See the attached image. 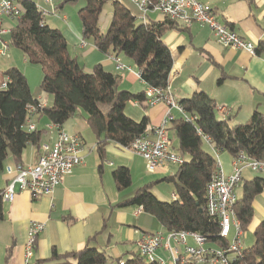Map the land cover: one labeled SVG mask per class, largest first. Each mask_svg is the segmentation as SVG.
<instances>
[{"label": "trees", "instance_id": "1", "mask_svg": "<svg viewBox=\"0 0 264 264\" xmlns=\"http://www.w3.org/2000/svg\"><path fill=\"white\" fill-rule=\"evenodd\" d=\"M14 1L20 7V15L8 30V45L19 50L27 63L40 67V91L49 101L44 107L40 106L44 100L32 96L19 69L11 67L0 72V174L7 159L20 164L28 146L40 147L46 130L26 129L27 120L34 124L32 119L37 116V119L45 118L61 128L68 120L81 115L95 136L100 160H104L105 147L109 143L129 149L132 142L145 133L148 118L144 116L136 121L124 110L130 102L146 106L145 91L133 93L120 89L121 74L107 72L100 64L86 72L70 55L63 33L46 23L45 16L33 0ZM79 1L84 2L77 13L83 40L91 41L103 55L123 54L132 59L146 89L168 87L173 58L161 37L167 29L178 27L176 22L167 19L158 23L142 22L123 1L115 0H63L55 10L66 3ZM107 2L111 3L112 10L107 28L102 33L100 19ZM254 54L264 55V38L254 47ZM221 81L222 78L218 79L219 83ZM178 105L184 116L171 118L168 130L175 133V152L182 158V165L174 175L139 187L118 206L141 207L143 212L159 222L164 232H195L208 244L224 247L227 241L219 237L217 219L209 217L206 212V186L216 172L217 159L203 148L205 142L202 137L210 139L217 153L227 152L232 159L243 154L248 159L264 163V115L254 111L246 122L233 125L228 118L217 116V105L203 91L194 92L189 98L180 100ZM111 176L118 191L130 187L131 175L127 167L114 168ZM159 182L173 184L178 198L159 200L152 191ZM238 187L241 191L234 213L242 231H245L253 218V200L264 189V178L255 176L241 180ZM3 219L0 190V222ZM252 236V244L242 248L241 254L230 264H264V221L255 227ZM94 238H89L86 245L76 252L59 254L53 249L51 257L43 263L107 264L105 253L90 246ZM117 262L119 264L120 259ZM123 263L149 264L138 253Z\"/></svg>", "mask_w": 264, "mask_h": 264}, {"label": "crops", "instance_id": "2", "mask_svg": "<svg viewBox=\"0 0 264 264\" xmlns=\"http://www.w3.org/2000/svg\"><path fill=\"white\" fill-rule=\"evenodd\" d=\"M198 1L212 7L219 21L244 41L256 46L258 41L264 38V0ZM132 13L138 18L137 9ZM105 15L108 20L104 27L110 19L111 12ZM52 18L54 25H58V17L53 15ZM164 20L154 12L146 16L148 22L158 23ZM137 21L140 22L138 19ZM54 28L63 33L70 55L86 72H90L94 65L100 64L107 72L121 74L120 89L133 93L146 90L132 59L123 54H101L91 41L82 39L75 26L63 25ZM161 39L173 58L169 75V91L173 102L178 104L180 100L189 98L194 92L203 91L217 105L219 109L216 112L217 116L228 118L233 125L246 122L254 111L264 115V55L257 56L245 50L222 48L217 45L206 26L196 23L188 27L178 24V27L167 29ZM3 41L0 40V49ZM117 62L129 69L117 71ZM220 78L222 81L219 83ZM31 93L36 99H43L48 103L49 98L42 94L40 89L35 88ZM221 108L225 109L224 113ZM167 110L168 105L162 101L151 107L130 102L124 112L136 121L146 116L148 127L153 128L166 118ZM170 114L171 118L184 116L174 108L170 109ZM37 117L32 119L36 128L46 130L47 126L52 125L45 118ZM61 129L81 138L84 143L82 151L84 163L76 167L70 175L65 176L50 196L33 200L27 192L16 189L13 201L3 202L4 219L0 222V264H45L43 261L51 257L53 249L59 254L76 252L82 249L91 237L95 238L90 241V246L102 250L107 257L108 254L110 257L114 255L116 261L120 259L124 262L137 253L136 241L148 233L147 221L142 216L147 213L143 211L136 213L138 207L118 206L136 190L118 191L111 176L114 168L127 167L131 175L130 187L135 184H138L135 187H139L147 178L144 160L132 150L114 143H109L105 147L104 160H100L96 152L95 136L81 115L68 120ZM170 133L175 137L173 131L169 130V136ZM56 135L55 130H46L40 145L44 143L52 145ZM28 148L31 159L27 158L24 151L21 164L31 165L37 160L38 148L33 146ZM210 148L212 151L210 153L216 157L223 175H231L232 157L226 155V152L219 154ZM15 165L11 158L5 162V167ZM176 170L177 167L173 166L160 170L151 175L157 178L150 182L172 176ZM255 176L264 178V171L253 172L244 168L241 172V180H249ZM10 179L8 175L0 174L1 191L5 190ZM157 184L152 191L161 196L156 190ZM252 207L253 218L247 227L251 233L261 221H264V189L254 198ZM33 224H40L43 229L38 233L31 253L27 256L28 231ZM159 232H164L162 227Z\"/></svg>", "mask_w": 264, "mask_h": 264}, {"label": "built area", "instance_id": "3", "mask_svg": "<svg viewBox=\"0 0 264 264\" xmlns=\"http://www.w3.org/2000/svg\"><path fill=\"white\" fill-rule=\"evenodd\" d=\"M123 1V0H115ZM139 11L138 19L146 21L150 12L159 14L164 19L188 27L194 23L206 26L215 39L217 45L222 48L245 50L254 54L255 45L241 39L236 33L222 24L212 7L198 0H128ZM44 4L51 5L56 13L53 0H42ZM45 16V11L38 7ZM20 15V7L14 0H0V37L8 33L2 27L3 19H15ZM54 15V14H52ZM8 51V43L3 41L0 56H5ZM115 60L114 58H112ZM129 68L116 63V70L123 72ZM146 101L148 107L158 102L168 105L166 118L156 127H146L145 133L137 137L131 144L130 150L144 160L148 174H156L160 170H166L169 166L179 167L182 158L173 151L172 140L169 136L170 109L174 108L183 113L181 107L173 102L170 96L169 84L165 89H146ZM46 102L41 103L44 107ZM217 110H219L217 108ZM223 113L225 109H220ZM184 114V113H183ZM192 120L191 118H186ZM26 129L34 131L35 125L30 119L26 122ZM46 130H55L56 140L52 145L41 144L38 148L37 160L34 164H16L14 167H4L3 173L10 176V182L2 191V201L11 202L18 191L27 192L33 200L44 196H50L58 187L65 176L83 165L82 151L84 143L76 134H68L57 125H50ZM200 134V132H198ZM204 142L212 147L210 139L202 137ZM215 152V151H214ZM248 168L253 172L264 171V163L248 159L243 154L233 159V171L229 176L223 175L220 165L216 164V172L206 186V212L209 217L218 221L220 228L219 237L227 241L224 247L209 246L206 239L195 232L169 231L145 233L136 241L137 253L146 263L152 264H230L242 251V236L239 220L234 213V207L239 196L235 189L241 182V172ZM172 200L178 196L173 193ZM139 207L136 213H140ZM43 226L33 224L28 231L26 244L27 256L30 255L36 237ZM231 232L234 239L228 242ZM188 239L191 243L188 242ZM119 264H124L120 261Z\"/></svg>", "mask_w": 264, "mask_h": 264}, {"label": "rangeland", "instance_id": "4", "mask_svg": "<svg viewBox=\"0 0 264 264\" xmlns=\"http://www.w3.org/2000/svg\"><path fill=\"white\" fill-rule=\"evenodd\" d=\"M35 2V4L37 5V7L41 8L42 10L45 11V21L46 23L51 26V27H55V26H67V25H71V26H75L76 28H78L79 32L80 31V20L78 17V10L81 9L84 6V2L83 1H79L76 3H66L62 6V8H59L56 10V13L53 12V7L51 5L48 4H44L42 2V0H33ZM63 0H53V5L56 7L57 5L61 4ZM57 2V4H56ZM124 5L130 9L131 11L135 12L136 9L134 8V5H132L128 0H123ZM111 3L107 2L104 6V10H103V14L101 16L100 19V30L102 33L105 32L106 27H104L103 25L106 24L108 17L105 14H110L111 12ZM50 14H54L56 17H58V25H54L55 22L51 21L53 18V15ZM65 18V21H63V19ZM104 20V23H103ZM4 25L3 28L6 29L7 31L9 30V28H12L15 25V20L14 19H4ZM61 24V25H59ZM8 27V28H7ZM0 40H4L5 42H9L10 37L8 35V33L4 36L0 37ZM70 48L72 49L71 45ZM17 68L19 69L25 76L29 88L31 91H33L35 88L36 90L40 89V82L42 80V72L39 66L37 65H32L29 64L27 62H24V57L23 54L17 50L16 48L12 47L11 45L9 46V50L7 52V54L5 56H0V72H3L5 70H7L8 68ZM80 112L82 114H84L81 110ZM91 133V132H89ZM92 135V134H91ZM170 138L172 140V144H173V150L176 151L177 149V140L174 137V135L172 133H170ZM203 148L208 151V152H212L211 148L206 144L203 143ZM27 154V158L30 160L31 156L29 155V148L27 147L24 150ZM220 154V152H219ZM226 155H229L226 152ZM230 158V157H229ZM145 167V164H144ZM145 174L147 176L146 180L144 181V184H147L148 182L155 180L157 177L156 176H151V175H155V174H148L146 169H145ZM140 185L139 187L143 186ZM138 186V184L132 185L130 188H127L125 191H132V190H137L139 187H135ZM135 188V189H134ZM156 190H158L161 194V196H157L155 193V196L161 200V201H171V196L172 193L174 192V186L171 183H167V182H160L159 184L156 185ZM240 188L236 187L235 192L236 194L239 196L240 193ZM143 218L146 219L147 221V227L148 230H146L148 233H155V232H159L161 230V225L159 224V222L151 215L145 214V216L142 214ZM234 239V232H231L228 238V242H232ZM242 246L243 247H249L251 242L253 241V236L251 231H249L248 229L243 231V236H242ZM188 242L191 243V241L188 239ZM209 246L212 247H218L216 244H209ZM107 264H118V262L115 260L114 255H112L110 257V254H108V262Z\"/></svg>", "mask_w": 264, "mask_h": 264}]
</instances>
